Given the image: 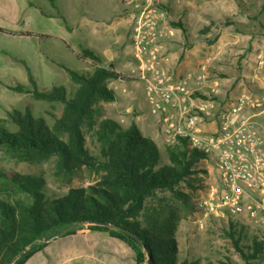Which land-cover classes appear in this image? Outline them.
<instances>
[{"label": "trees", "instance_id": "obj_1", "mask_svg": "<svg viewBox=\"0 0 264 264\" xmlns=\"http://www.w3.org/2000/svg\"><path fill=\"white\" fill-rule=\"evenodd\" d=\"M78 55L94 69L62 65L72 83L70 91L65 85L41 90L27 68L30 92L36 99L61 104L62 112L50 125L29 108L12 110L8 118H0V148L29 163L57 158L56 172L67 177L87 168L99 178L57 195L42 174L0 168V264H25L50 241L84 229L121 240L138 264H199V259L181 257L180 215L159 193L169 192L182 205H191L183 188H206L198 168L205 153L181 139L165 148V157L136 125L125 126L108 116L103 104L116 98L109 82L131 77L117 71L115 63L105 64L91 48L81 46ZM13 88L27 91L20 84ZM239 223H230L227 236L245 264H263L264 232L244 245L238 230L244 234L246 226Z\"/></svg>", "mask_w": 264, "mask_h": 264}, {"label": "built area", "instance_id": "obj_2", "mask_svg": "<svg viewBox=\"0 0 264 264\" xmlns=\"http://www.w3.org/2000/svg\"><path fill=\"white\" fill-rule=\"evenodd\" d=\"M129 18L138 78L144 83L150 111L167 145L186 139L205 153L217 180L207 188L205 215L249 217L255 234L264 232V45L249 72L242 73V90L227 88L214 64L225 53L210 52L197 71L177 78L161 54L169 21L164 0H130ZM170 24V23H169ZM168 34L175 30L169 26ZM245 57V56H244ZM241 56V64L244 61ZM242 58V59H241ZM250 59H246L245 62ZM213 122V128L207 124ZM204 225V221H199Z\"/></svg>", "mask_w": 264, "mask_h": 264}, {"label": "crops", "instance_id": "obj_3", "mask_svg": "<svg viewBox=\"0 0 264 264\" xmlns=\"http://www.w3.org/2000/svg\"><path fill=\"white\" fill-rule=\"evenodd\" d=\"M20 1L23 2L26 10L33 14L32 19H34V11L37 10L35 0ZM54 1L55 6L49 0L51 10L39 12L47 15L52 24H58L60 28L64 24L65 28H68L66 19L59 9L66 0ZM120 1L121 9L114 18L102 21V24L85 11L80 15L81 18L76 24V29L74 26L78 39L75 40V48H70V52L78 59L91 63L78 55L81 46L91 48L100 54L103 60L108 61L109 65L115 63L117 71L126 73V70H122L121 65L127 67L123 61L128 57L129 49L133 56L132 23L129 18V8L126 5L128 0ZM164 2L163 7L167 10L169 21H162L160 24L161 30L165 33L161 54L177 78L188 71H197L208 53L222 52L226 45L235 50L237 47L245 46L244 50H248V52L250 49L259 52L264 44V35H262L264 32L257 31L253 27V23H250L248 15L242 12L244 4L241 3V0H164ZM169 26L175 30L173 36L168 34ZM66 31L63 29V32L60 30L54 34L50 31L0 30V77L17 74V69L14 66L18 63L21 75L28 76L27 68H29L41 90H43L41 85L49 86V89L58 85L56 83L61 79L62 74H68L62 65L72 68L55 58L63 50L67 51L68 49L69 45L65 39ZM83 32L89 39H84ZM243 42L244 44H242ZM43 43L46 44L44 47ZM226 56L224 55L219 61L227 60ZM12 57L16 60H13ZM219 61L214 64L215 73L218 72L217 74L224 76L227 74L225 72L237 74L239 69L236 66L231 67L230 64L219 63ZM239 66L238 68H240ZM126 74L128 75V73ZM241 76L238 78L234 90H242ZM112 83L111 80L108 85L111 87ZM116 102L117 98L108 103L115 105ZM146 102L148 104L147 98ZM148 108L150 109L149 104ZM114 110V113L107 112L108 116L125 126L134 125V122L131 123L130 120L120 117V115L125 116L123 113H128L129 108L122 111L116 107ZM135 118L139 123H143L145 120L139 114ZM155 118L157 128H159L158 117L155 116ZM148 122V126L153 129L152 122ZM214 125L213 122H210L207 124V128H213ZM159 135H155L154 140L158 145L164 144L165 138L160 130ZM158 137L160 141H158ZM242 217L244 219V216ZM244 220L251 222L249 217ZM241 224L243 223L241 222ZM57 252L61 254L53 259ZM193 257L195 260L199 259L200 263L202 262V257L195 255ZM25 264H136V260L132 249L121 240L113 238L105 232L84 229L81 233L50 241L43 250L35 253Z\"/></svg>", "mask_w": 264, "mask_h": 264}, {"label": "rangeland", "instance_id": "obj_4", "mask_svg": "<svg viewBox=\"0 0 264 264\" xmlns=\"http://www.w3.org/2000/svg\"><path fill=\"white\" fill-rule=\"evenodd\" d=\"M129 1L130 0L126 2L128 8L129 6L127 3ZM120 2V0H66L59 9L60 13H62L66 19L68 28H65L64 24L60 28V25L52 24L47 15L39 12L43 10H51L49 0H35L37 10L34 11V19H32L33 14L26 10V7L20 0H0V27L13 32L35 30L36 32L50 31L54 34L60 30L63 32V29H65V31L68 29L65 37L66 42L69 45L68 49L67 51L63 50V52L58 54L55 58H58L57 61L67 64L75 70L92 71L94 68L91 63L78 59L70 52V48H75V40L78 39L74 26L76 29V24H78L81 18L80 15H82L84 11L90 17L98 19L96 21L100 24H102V21L114 18L117 12L121 9L122 5ZM241 3L244 4L242 12L248 15V18L250 19L249 21H251L250 23H253V27L257 31L263 33L264 0H241ZM262 35H264V33ZM84 39H89V37L85 35ZM242 44H244V42ZM45 45L46 44L43 43V47ZM131 45L133 56L129 49L128 57L123 61L127 64V67L119 64L121 65L122 70H126V73H128L131 78L125 79L120 77L119 79H112L113 83L111 84V87L117 98L115 105L122 111L129 108L128 113H123L125 116L120 115V117L124 120H130L131 123L134 122L133 124L137 126L142 134L154 140V138H156L155 135L160 136L159 128H157V120L155 116L150 113L151 111L148 108L144 83L138 78L139 63L134 55L135 46L133 38L131 39ZM263 45L264 44H262V46ZM245 48V46H243V48L237 47L235 50L231 46L226 45L223 50L224 53L226 52L225 55H227L226 57L228 59L221 60L219 63L225 62L228 63V65L230 64L231 67L236 66L237 69H239L237 72L238 75H234L233 72H225L227 73L225 76L220 74L225 79V86H229L230 89H234L241 74L243 72H249L253 62L256 60L255 57L258 51L256 52L250 49L248 52V50H244ZM241 56L245 57L244 61H242V64L239 66L240 68H238ZM12 58L13 60H16L14 57ZM247 58L250 60L245 62ZM104 63L109 64V62L105 60ZM14 67L17 69V74L0 77L1 79L3 78V81L0 79V118H8L9 113L14 109L24 111L29 108L35 116L44 117L51 125L55 120V116L61 114L62 105L59 103L53 104L44 99H36L33 93L30 92L33 86L29 81L28 76L25 77L21 75L18 63L15 64ZM19 84L23 85L27 91L21 92L13 88ZM56 84L65 85L69 91L71 90L72 83L69 75L66 73L62 74L61 79ZM41 88L43 90H48L50 87L41 85ZM103 105L107 112L114 113V109L116 108L114 103L104 102ZM137 114L145 119L143 123L137 121L135 118ZM147 120L152 122L154 130L151 126H148L149 122ZM158 141H160L159 137ZM167 146L169 145L166 143H160L159 145L165 157V148ZM0 168L42 174L48 181L49 190L57 195L66 193L71 187H87L95 183L99 178L97 173L87 168H83L75 175L67 177L56 172L57 158H51L50 160L42 162L29 163L22 161L19 156L4 148H0ZM198 168L200 169V177L203 179L202 183L206 185V188L201 187L196 191H192L189 187L184 186V191L191 197V205H182L175 200L169 192L159 193L161 197L177 208L180 215L177 225V239L180 247V255L181 257L189 256L191 258L194 255L196 257H202V262H199V264H245L226 232L233 220H239V227L241 222L245 224H242V227H246L244 234L241 231L242 228H239L238 233L243 237V244L248 245V243H251L252 237L255 234L253 224L248 220H244L247 219L245 215L244 219L241 215L232 216L228 214L226 219L213 214L205 215L206 210L203 200L206 197L209 185L217 180V170L212 163L208 162L200 163ZM201 220L204 221V225H201L199 222ZM60 254V252L55 253L53 259L57 258ZM49 262H51L50 259ZM136 264L138 263L136 262Z\"/></svg>", "mask_w": 264, "mask_h": 264}]
</instances>
